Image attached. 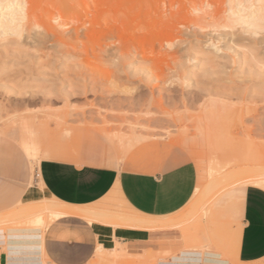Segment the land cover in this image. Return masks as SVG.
Instances as JSON below:
<instances>
[{
	"label": "rangeland",
	"instance_id": "obj_1",
	"mask_svg": "<svg viewBox=\"0 0 264 264\" xmlns=\"http://www.w3.org/2000/svg\"><path fill=\"white\" fill-rule=\"evenodd\" d=\"M7 3L21 12L0 26V136L33 164L83 142L117 160L160 143L198 167L193 197L168 217L137 215L115 191L86 208L90 221L181 237L145 257L99 246L91 264H156L238 232L244 189L264 188V0H0V19ZM69 207L41 193L0 215L3 237Z\"/></svg>",
	"mask_w": 264,
	"mask_h": 264
},
{
	"label": "crops",
	"instance_id": "obj_2",
	"mask_svg": "<svg viewBox=\"0 0 264 264\" xmlns=\"http://www.w3.org/2000/svg\"><path fill=\"white\" fill-rule=\"evenodd\" d=\"M163 147L160 143H142L117 160L107 156L106 145L83 142L69 145L62 156L42 157L33 164L18 141L0 136V215L37 199L41 193L73 208L86 209L115 191L123 205L137 215L168 217L193 197L198 167ZM241 223L237 233L228 231L206 239L203 250L186 249L176 255L175 264H264L263 187L251 184L244 189ZM0 230V264H91L99 246L101 252L122 248L145 257L149 250L162 249V237L181 238L178 231L162 233V229L90 221L78 211L59 216L37 234L14 232L18 234L7 237L8 242L3 237L7 229ZM172 259L160 258L156 264Z\"/></svg>",
	"mask_w": 264,
	"mask_h": 264
},
{
	"label": "bare ground",
	"instance_id": "obj_3",
	"mask_svg": "<svg viewBox=\"0 0 264 264\" xmlns=\"http://www.w3.org/2000/svg\"><path fill=\"white\" fill-rule=\"evenodd\" d=\"M2 2V1H1ZM12 5H13V3H12ZM12 5L11 4H9V3H7V5H5V7L4 8H6V9H10V13H9V15L8 16H4L3 14H1V16H2V18L0 19V26L1 27H3V28H6V27H11V26H13L12 24H14V22H15V20H16V15L18 14V13H20L21 12V9H20V7L19 8H17V7H12ZM243 18V17H242ZM254 22L256 21V19H255V17H254V20H253ZM253 22V25L255 24ZM66 208H67V205H66ZM69 208H72V209H74L75 211H78L79 213H81V214H83V215H85V216H89V211H87L86 209H79V208H73V207H69ZM94 211V210H93ZM93 218H95V217H93ZM135 221H136V223H140L141 222V219H139L138 220V218L136 219V218H133ZM131 223H135L134 221H131ZM135 223V224H136ZM40 226H42V224H41V222H37L35 225H33V227L31 228V230L30 231H32V233L33 234H37V233H39L40 232V230H41V228H40ZM43 229V228H42ZM16 235V234H18V233H14V232H9V233H7V235H6V242H8V240H7V237H9V238H11L13 235ZM8 238V239H9ZM182 245V243L179 241V240H175L174 242H173V246L174 247H179V246H181ZM98 250H101V247H99V249ZM188 254H195V251L194 252H192V251H189V252H187ZM207 254V253H206ZM210 254V253H209ZM216 254V253H215ZM24 255V254H23ZM211 255V254H210ZM215 256V255H214ZM218 256V255H217ZM180 257V256H179ZM184 257V256H183ZM219 258V257H218ZM172 259V258H171ZM205 259V258H204ZM208 259V258H207ZM175 260H178V258H177V256L176 257H173V259L172 260H170V261H167V260H165L164 262H163V264H175L176 262H175ZM209 260H211V259H209ZM213 260V259H212ZM218 260V259H217ZM216 261V260H215ZM219 261V260H218ZM162 263V262H161ZM220 264V263H219Z\"/></svg>",
	"mask_w": 264,
	"mask_h": 264
}]
</instances>
